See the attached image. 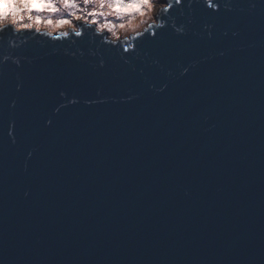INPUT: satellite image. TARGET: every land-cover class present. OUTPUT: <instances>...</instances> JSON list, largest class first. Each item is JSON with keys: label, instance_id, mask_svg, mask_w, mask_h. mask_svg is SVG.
Instances as JSON below:
<instances>
[{"label": "water", "instance_id": "obj_1", "mask_svg": "<svg viewBox=\"0 0 264 264\" xmlns=\"http://www.w3.org/2000/svg\"><path fill=\"white\" fill-rule=\"evenodd\" d=\"M232 5L103 68L87 32L0 34L26 58L19 91L0 68V264H264V0Z\"/></svg>", "mask_w": 264, "mask_h": 264}, {"label": "clouds", "instance_id": "obj_2", "mask_svg": "<svg viewBox=\"0 0 264 264\" xmlns=\"http://www.w3.org/2000/svg\"><path fill=\"white\" fill-rule=\"evenodd\" d=\"M196 2L213 13L221 9L227 12L233 11L232 0H196ZM192 4L193 0H187L186 3L185 0H0V34L10 30L13 35L30 33L33 37H43L52 42L69 41L75 44L76 40L87 32L90 42L97 43V51L90 54L99 58L97 66L103 68L105 60L99 51L100 46L116 49L127 64L129 63L127 54L131 53L133 57L140 55L138 44L145 37L156 39L161 29H171L177 35L185 34L186 25L177 24L176 15L170 14V11L175 10L179 16L184 17L187 8L188 16L191 17ZM255 8L256 5L250 3L248 11L251 13ZM211 27L210 24L204 25L205 29ZM208 35L211 36V32ZM232 35L235 36L237 33L233 32ZM23 42L10 40L9 47L15 49ZM66 54L73 58L84 55L79 48L73 52L66 50ZM25 59L11 52L0 56V65L5 66L7 62L15 66L11 71L17 81L15 85L17 91L20 90L21 83L15 69L20 68L22 60ZM152 62L157 63L155 60ZM187 72L188 68L183 67L179 75L183 76ZM162 90L163 87L157 89V91ZM60 95L64 96L65 93L61 92ZM71 102L77 103L78 100L74 99ZM94 102L86 101V103ZM15 104L16 100L12 99L9 107H14ZM44 123L48 125L51 121L46 120ZM13 128L14 122L10 121L8 136L15 143ZM31 154L28 153L29 156ZM24 195L27 196L28 193L25 192Z\"/></svg>", "mask_w": 264, "mask_h": 264}, {"label": "snow or ice", "instance_id": "obj_3", "mask_svg": "<svg viewBox=\"0 0 264 264\" xmlns=\"http://www.w3.org/2000/svg\"><path fill=\"white\" fill-rule=\"evenodd\" d=\"M0 68H3V65H0Z\"/></svg>", "mask_w": 264, "mask_h": 264}]
</instances>
